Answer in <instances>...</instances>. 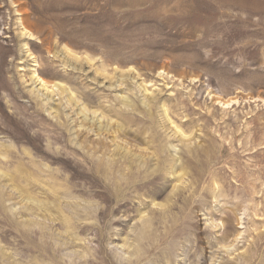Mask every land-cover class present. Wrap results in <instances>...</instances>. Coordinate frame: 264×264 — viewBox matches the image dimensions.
I'll list each match as a JSON object with an SVG mask.
<instances>
[{
  "label": "rangeland",
  "instance_id": "1",
  "mask_svg": "<svg viewBox=\"0 0 264 264\" xmlns=\"http://www.w3.org/2000/svg\"><path fill=\"white\" fill-rule=\"evenodd\" d=\"M0 264H264V0H0Z\"/></svg>",
  "mask_w": 264,
  "mask_h": 264
}]
</instances>
